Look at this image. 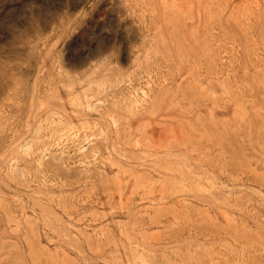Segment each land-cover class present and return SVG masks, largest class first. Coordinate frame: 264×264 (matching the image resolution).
<instances>
[{"label": "rangeland", "instance_id": "374dc122", "mask_svg": "<svg viewBox=\"0 0 264 264\" xmlns=\"http://www.w3.org/2000/svg\"><path fill=\"white\" fill-rule=\"evenodd\" d=\"M0 264H264V0H0Z\"/></svg>", "mask_w": 264, "mask_h": 264}]
</instances>
